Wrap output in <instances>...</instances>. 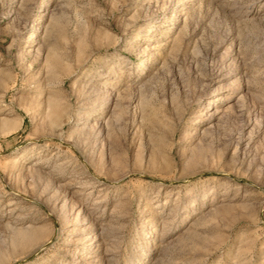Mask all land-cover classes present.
Returning <instances> with one entry per match:
<instances>
[{"label": "rangeland", "instance_id": "rangeland-1", "mask_svg": "<svg viewBox=\"0 0 264 264\" xmlns=\"http://www.w3.org/2000/svg\"><path fill=\"white\" fill-rule=\"evenodd\" d=\"M0 264H264V0H0Z\"/></svg>", "mask_w": 264, "mask_h": 264}, {"label": "bare ground", "instance_id": "bare-ground-1", "mask_svg": "<svg viewBox=\"0 0 264 264\" xmlns=\"http://www.w3.org/2000/svg\"><path fill=\"white\" fill-rule=\"evenodd\" d=\"M151 3V2H150ZM156 3V2H155ZM150 5V4H149ZM151 6V5H150ZM149 10V9H148ZM55 101V100H54ZM45 117V116H44ZM82 209H83V207H82ZM86 210V209H85ZM83 211V210H82ZM71 212V211H70ZM72 212H73V210H72ZM74 213V212H73ZM86 216L84 215L83 216V218H84V220L86 219L85 218ZM81 218V212H80V210H78L77 211V217L75 218V221H74V223H73V225H74V228H72L73 229V231L75 230V229H77V230H79L80 232H83L84 234H87V236H90V237H96L97 236V234H96V230H95V228L91 225L87 230L89 231V232H86L87 230H82L83 229V227L85 226L86 227V225H82L83 223H85L84 222V220H81L80 219ZM68 219V218H67ZM70 219H72V218H70ZM77 219H79L78 221H77ZM91 219V218H90ZM87 221H88V219H87ZM66 222V221H65ZM77 226V227H76ZM88 227V226H87ZM71 228V227H70ZM76 232V231H75Z\"/></svg>", "mask_w": 264, "mask_h": 264}]
</instances>
